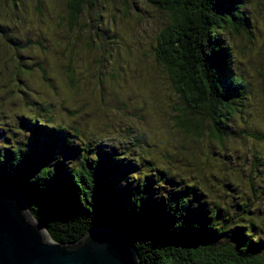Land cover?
<instances>
[{"label":"rangeland","instance_id":"1","mask_svg":"<svg viewBox=\"0 0 264 264\" xmlns=\"http://www.w3.org/2000/svg\"><path fill=\"white\" fill-rule=\"evenodd\" d=\"M89 1L70 24L69 0H0V147L31 153L33 120L45 121L68 148L51 151L59 159L108 155L112 175L187 196L192 215L222 229L217 244L243 231L264 259V0H245L244 31L224 34L247 90L220 138L208 120L200 136L175 126L193 115L155 57L168 14L145 0Z\"/></svg>","mask_w":264,"mask_h":264},{"label":"trees","instance_id":"2","mask_svg":"<svg viewBox=\"0 0 264 264\" xmlns=\"http://www.w3.org/2000/svg\"><path fill=\"white\" fill-rule=\"evenodd\" d=\"M145 1L168 14V24L157 34L155 57L193 115L176 117L175 126L200 136L208 120L211 136L220 138V127L234 116L247 90L232 69L233 52L224 37L228 29L243 30L245 0ZM88 2L69 0L70 24ZM67 76L71 83L73 73ZM32 125L31 153L23 146L0 147V187L21 199L52 242L76 243L92 230L107 229L135 246L141 264H264L260 243L243 231L240 243L217 244L222 229L214 230L217 223L208 222V211L201 213L205 221L192 215L187 196L175 200L154 194L148 176L133 182L119 170L112 175L108 155L94 152L91 158L76 150L80 157L70 165L51 153L57 147L69 153L56 143L61 130L37 119Z\"/></svg>","mask_w":264,"mask_h":264},{"label":"water","instance_id":"3","mask_svg":"<svg viewBox=\"0 0 264 264\" xmlns=\"http://www.w3.org/2000/svg\"><path fill=\"white\" fill-rule=\"evenodd\" d=\"M12 194L0 187V264H141L135 246L107 229L92 230L76 243L52 242Z\"/></svg>","mask_w":264,"mask_h":264},{"label":"bare ground","instance_id":"4","mask_svg":"<svg viewBox=\"0 0 264 264\" xmlns=\"http://www.w3.org/2000/svg\"><path fill=\"white\" fill-rule=\"evenodd\" d=\"M13 195V194H12ZM13 196H15V195H13ZM16 197V196H15ZM17 198V197H16ZM18 199V198H17ZM19 200V199H18ZM19 202L21 203V205L23 206V204H22V202L19 200ZM25 210H26V212L28 211L27 209H26V207L24 208ZM28 213V215L30 216V213L29 212H27ZM31 218V217H30ZM31 220H32V218H31ZM33 221V220H32ZM34 222V221H33ZM35 223V222H34ZM43 232V231H42ZM43 234H44V232H43ZM45 235V237H46V239H47V236H46V234H44Z\"/></svg>","mask_w":264,"mask_h":264}]
</instances>
